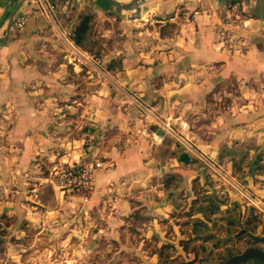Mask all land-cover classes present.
<instances>
[{
  "label": "crops",
  "instance_id": "crops-1",
  "mask_svg": "<svg viewBox=\"0 0 264 264\" xmlns=\"http://www.w3.org/2000/svg\"><path fill=\"white\" fill-rule=\"evenodd\" d=\"M137 1L44 0L50 18L35 0H0V217L41 231L69 224L59 240L87 241L75 250L81 256L106 254L105 241L120 252L135 241L137 254L157 257L153 241L160 250L203 236L217 213L247 206L235 185L264 203V0H146L138 11L122 8ZM230 5L248 28L238 30L246 39L224 45L216 35ZM88 13L100 54L84 50L76 58L72 52L82 49L71 33ZM22 16L24 28L14 31ZM113 61L120 66L110 70ZM232 80L238 93L222 109L215 92ZM120 91L152 105L160 120L150 128L164 136L138 134L141 116ZM163 122L221 167L225 187L206 183L196 159L180 161L184 152L175 154ZM96 160L103 167L88 201L54 187L46 201L56 168Z\"/></svg>",
  "mask_w": 264,
  "mask_h": 264
},
{
  "label": "rangeland",
  "instance_id": "rangeland-1",
  "mask_svg": "<svg viewBox=\"0 0 264 264\" xmlns=\"http://www.w3.org/2000/svg\"><path fill=\"white\" fill-rule=\"evenodd\" d=\"M237 15L238 17H234L238 24L236 26L239 27V31H243L242 15L239 9L237 10ZM93 34L92 32V35ZM233 35L237 37V40L238 38L246 39L244 36H240L238 31ZM95 36L99 37V40H102L97 31H95ZM77 50L74 49L72 52L73 57H83L82 51H84V49L80 50L78 48ZM95 64L96 67L100 69L104 67L103 64H98L96 62ZM236 91L237 83L233 80L219 85L215 92L217 94L218 100L216 101L218 106L222 109L227 107L231 101L228 94L232 93L234 97V95L238 93ZM119 93L120 98L123 100L125 99V101L129 102L128 105L137 109L143 121L141 129L147 125H155L156 121H158V119L160 120L159 115L157 116L158 118H154V116L148 118L146 113L139 109L138 105L133 100V97H138L137 95H128L123 91ZM139 98L152 108V105L143 97ZM211 100L212 98H210L208 103H211ZM202 122V120L197 122V125ZM172 128L175 133L169 134V145L174 144L176 146L175 154L181 152L185 153L187 149L180 142L181 140L179 137H184L187 140H189V138L173 126ZM191 143L193 144L192 141ZM195 147L202 152L197 146ZM200 166L202 167L203 180L206 183L213 186V184L217 182V184H221L225 187L224 184L213 176L209 169H203L201 163ZM54 171L49 175V186L45 188L44 198L46 201H50L53 198L50 193V187H53L51 179ZM195 186V188L198 189L197 185ZM199 198L200 200H205L203 205L206 204L205 196H200ZM241 206L238 205L234 208H229V210H225L221 214L217 213L216 218H214L215 220L213 221L212 219L213 222H211L209 230L206 234H203V236L180 241L179 245L177 241H171L172 243L168 241L169 244L165 245L160 250L157 248V243L155 244L154 241L151 244L148 241L144 243L143 247H147L148 243L155 247L153 251L159 254L157 257L148 254H137L136 250H133L139 247L138 243L136 244L135 241L134 243L129 242L126 244V249H124L123 252L116 249V243H112L114 241H110L109 243L105 241L106 244L103 246L105 247L104 250H106V254L101 253V255L93 256L90 253L88 255L83 253L81 256L75 250L80 249L83 251L82 248L88 245L87 241L85 244L84 241H71V243L69 242L70 245H66L62 244L59 240L63 233L70 232L69 224L64 227L62 226V228L52 222L49 226H46V230L41 231L40 229L28 228V224L11 223L10 220L12 219H9L4 214L0 217V264H65V260L68 259L74 260L73 264H221L231 257L243 254L250 248L264 250V244L254 239V237H264V214L252 206H246L245 204L243 205L245 209ZM68 218L70 217L68 216ZM71 227L74 228L73 226ZM22 231H25L26 235H23ZM37 231H41L43 234L38 237ZM78 233L81 235L83 230H78ZM149 245L148 247H150ZM9 249L12 250V253ZM63 250L68 254H63Z\"/></svg>",
  "mask_w": 264,
  "mask_h": 264
},
{
  "label": "built area",
  "instance_id": "built-area-1",
  "mask_svg": "<svg viewBox=\"0 0 264 264\" xmlns=\"http://www.w3.org/2000/svg\"><path fill=\"white\" fill-rule=\"evenodd\" d=\"M38 5L40 4L41 8L50 18L52 16L49 14V7L44 2V0H35ZM229 13L225 15L224 22L221 25V28L218 30V34L216 35L218 41L223 43L224 45H233L237 41V37H234V33L238 31L237 21L234 17H238L237 5L229 6ZM244 30L248 28V24L242 20ZM26 24V17H18L13 23L14 31H21ZM133 97V96H131ZM133 100L138 105L139 109L146 113L149 117L155 118L154 111L151 107H149L144 101L139 97H133ZM163 130L169 134H174L173 128L170 124L163 122L162 123ZM138 134L144 137H150L153 135L155 139L159 138L157 131H152L150 126L147 125L142 130L138 131ZM180 142L185 146L190 156V161L194 158L201 165H203V169H209L213 176L217 178L218 181H226L227 177L221 167L213 160L207 157L203 152L199 151L191 141L185 139L184 137H179ZM158 141V140H156ZM103 167V163L99 160L94 161L93 163L87 165H65L61 168H56L54 173L52 174L51 184L53 187L57 188L62 192H69L80 194L84 198L85 201H88L90 195L93 193L95 189V181L96 180V172ZM235 188L238 189L242 195L247 200V206H252L258 209L260 212L264 214V203L257 200L256 198L248 195L241 187L235 185Z\"/></svg>",
  "mask_w": 264,
  "mask_h": 264
},
{
  "label": "trees",
  "instance_id": "trees-1",
  "mask_svg": "<svg viewBox=\"0 0 264 264\" xmlns=\"http://www.w3.org/2000/svg\"><path fill=\"white\" fill-rule=\"evenodd\" d=\"M93 20H94V15L92 13L83 15L80 19L79 25L71 33V39L78 47L97 56L100 53L98 52L97 42L92 41ZM118 64L119 63L117 61H113L109 64L108 69L113 70L120 66ZM240 264H264V260L254 259V260L242 262Z\"/></svg>",
  "mask_w": 264,
  "mask_h": 264
},
{
  "label": "water",
  "instance_id": "water-1",
  "mask_svg": "<svg viewBox=\"0 0 264 264\" xmlns=\"http://www.w3.org/2000/svg\"><path fill=\"white\" fill-rule=\"evenodd\" d=\"M146 3V0H139L137 3H135L132 6H122L123 9L125 10H137L144 4ZM139 13H136L134 18H138ZM158 135L164 136V133L162 131H158ZM180 161L189 164L190 163V156L188 153H183L180 157ZM256 241H259L264 244V237H255ZM254 259H261L264 260V250H260L258 248H250L247 249L243 254L232 257L228 259L226 262L221 263V264H240L245 261L249 260H254Z\"/></svg>",
  "mask_w": 264,
  "mask_h": 264
}]
</instances>
